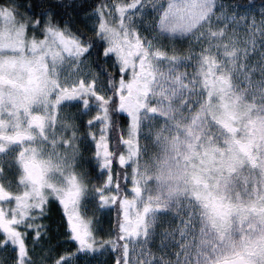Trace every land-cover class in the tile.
Instances as JSON below:
<instances>
[{"label":"snow or ice","instance_id":"1","mask_svg":"<svg viewBox=\"0 0 264 264\" xmlns=\"http://www.w3.org/2000/svg\"><path fill=\"white\" fill-rule=\"evenodd\" d=\"M57 8L0 0V264L51 206L75 247L41 264H264V0Z\"/></svg>","mask_w":264,"mask_h":264},{"label":"trees","instance_id":"2","mask_svg":"<svg viewBox=\"0 0 264 264\" xmlns=\"http://www.w3.org/2000/svg\"><path fill=\"white\" fill-rule=\"evenodd\" d=\"M97 2H99V0H54V3H56L58 6L57 10L60 13V18L63 19V18L70 16L75 22L76 26L80 28L85 27L86 21H84L81 18L83 15L82 13H81V16L78 17V14H77L78 10L82 6L93 5ZM228 2H232V0H228ZM238 2L247 3V0H238ZM256 3L257 5H259L260 0H256ZM84 11L86 12L87 8H84ZM73 31H75V28H73ZM85 167H87V164H85ZM115 219H116V215H114V213H113V216L110 218H109V215L103 214V213L100 216H98L99 223L97 225H98V228L103 229V231L98 232L97 235L98 236L106 235V233L113 227ZM45 221L46 222L44 223H47L48 226L49 225L51 226V224L52 225L54 224V226L57 225L59 227V231H60L59 236L65 232L66 226H64V224L61 223L63 222V219L61 215L59 214L56 206H51L48 217L45 219ZM48 229L49 228H46L47 234L50 232V231H47ZM51 232H52L51 236L49 234L47 235L49 241L48 240L45 242L40 241L42 245L40 243L38 245H35L34 259H37V260L46 259L47 260L48 256L53 255L55 253L62 252L61 250L63 248L60 247V243H58L59 238L55 236L54 230H52ZM51 242L53 245L52 247H51ZM28 243L32 245L31 241H28ZM108 253H109L108 255L109 257H108V260L106 261V264H112L113 253L111 251H109Z\"/></svg>","mask_w":264,"mask_h":264},{"label":"rangeland","instance_id":"3","mask_svg":"<svg viewBox=\"0 0 264 264\" xmlns=\"http://www.w3.org/2000/svg\"><path fill=\"white\" fill-rule=\"evenodd\" d=\"M86 23H88L86 21ZM183 47H187V44L185 43L184 45H182ZM251 59L253 61H258V57L257 56H253L251 57ZM93 67H95V65H93ZM259 78V72L258 70H256L253 74V79H258ZM243 86V85H242ZM86 119V117H85ZM81 131H84V129H81ZM57 210L59 212V214L61 215L62 219H63V222H61L62 224H64V226H66L65 222H64V218L62 216V213H61V210L59 207H57ZM107 214L109 215V218L113 216V213L114 215H116V209H112L111 211H98L95 213V218L98 220V216H100L101 214ZM49 214V213H48ZM48 217V215H47ZM46 222V221H43V223ZM47 225V228H49L47 231H50L48 234L51 236L52 235V230H54V234L56 237L59 238L58 240V243H60V247H62L63 249L61 250L62 252H65V251H71L75 245L74 244H71V243H68V235H67V229L65 227V232L59 236V227L57 225L54 226V224L51 226L47 223H45ZM56 224V223H55ZM96 227L98 228V225H96ZM51 233V234H50ZM47 234V235H48ZM46 237L43 239V240H40L41 242H45V241H49L48 237ZM159 240V237H157V240L153 242V244L151 245L154 249H155V244L158 242ZM40 241H38L36 243V245H38L40 243ZM32 244V243H31ZM42 245V243H40ZM54 244V243H53ZM30 248L33 247V245H30ZM52 242H51V247H52ZM56 249V248H55ZM54 250V249H53ZM110 250H105L97 255H94V256H89L87 257V264H106V261L108 260V255H109V252ZM12 255V253L10 251H0V260H4L6 257L10 258ZM30 255L33 256V259H34V251L32 253H30ZM35 261V264H41L42 261H45L46 262V259H40V260H37V259H34ZM73 264H85V258L83 257H78L74 260Z\"/></svg>","mask_w":264,"mask_h":264}]
</instances>
